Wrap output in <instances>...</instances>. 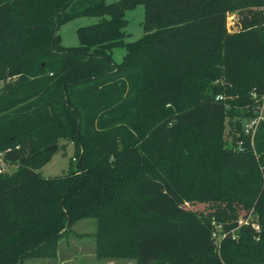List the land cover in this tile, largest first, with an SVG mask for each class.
<instances>
[{
    "label": "trees",
    "instance_id": "16d2710c",
    "mask_svg": "<svg viewBox=\"0 0 264 264\" xmlns=\"http://www.w3.org/2000/svg\"><path fill=\"white\" fill-rule=\"evenodd\" d=\"M137 2L143 34L125 41V10ZM80 14L98 19L78 27L79 45L63 46L60 25ZM8 76L0 139L19 148L6 154L17 168L0 172V264L54 253L89 216L97 256L264 263V120L253 136L237 121L238 147L223 146L226 98L264 96V0H0ZM28 76L33 87L17 92ZM35 138L72 140L75 170L43 175L55 150L20 149ZM196 202L212 206H187ZM251 208L259 230L238 224ZM213 216L223 221L218 246Z\"/></svg>",
    "mask_w": 264,
    "mask_h": 264
},
{
    "label": "rangeland",
    "instance_id": "374dc122",
    "mask_svg": "<svg viewBox=\"0 0 264 264\" xmlns=\"http://www.w3.org/2000/svg\"><path fill=\"white\" fill-rule=\"evenodd\" d=\"M229 13L231 15L234 14L235 16H229L227 18V24L231 26L233 19L238 18V10L230 9ZM97 19L98 17L95 15L80 14L66 20L59 28L60 43L67 47L79 45L80 42L77 34L78 27L95 22ZM143 19L144 6L142 2H137L134 7L125 10V20L127 21L123 28V39L125 41L134 40L143 34ZM124 52V47H113V60L115 62H120ZM31 78V76H28L26 83L22 86H18L17 92L30 90L33 87L31 86ZM13 80L14 76H8L1 79L0 91H8L10 85L14 87ZM219 81V79H216V82ZM251 96L250 100L245 102L237 99L236 95H230L226 98L228 114L226 116L223 134V146L225 148H237L241 139L239 137L240 131L245 135L251 134V136H253L255 128L259 122L264 120V96L262 98L254 97V94ZM237 121L241 124L240 131H238L239 123ZM26 140L24 143H21L20 149L24 147L28 148L29 143H31L36 149L52 143L57 145V149L53 152L51 158L40 168V172L43 175H65L70 174V171L72 172V170H75L77 161L73 159V157H77V154L74 151L75 144L69 138H59L54 140L35 138ZM1 143L2 141L0 139V151L2 152L6 147L2 148L3 145H1ZM6 154L3 155L2 160H0V168H2L1 172L10 174L17 168V163L13 158L8 157ZM187 206L194 210L206 211L212 205L206 202H196ZM250 211V221L256 223L258 221V216L253 208H251ZM222 225L223 221L213 216V229L220 232L223 228ZM96 229V218L90 216L82 217L76 220L58 240L54 253L46 256L27 257L24 258L20 264H136L135 259L133 258H127L130 260L132 259V261L122 263L121 258L126 259L125 257L97 256L94 251Z\"/></svg>",
    "mask_w": 264,
    "mask_h": 264
},
{
    "label": "built area",
    "instance_id": "2783aa9c",
    "mask_svg": "<svg viewBox=\"0 0 264 264\" xmlns=\"http://www.w3.org/2000/svg\"><path fill=\"white\" fill-rule=\"evenodd\" d=\"M231 17V16H233V17H235L234 16V14H230L229 12L227 13V17H226V24H227V18L228 17ZM235 19V18H234ZM233 19V22L231 23L232 25L230 26L229 24H227V28L229 29V30H231V29H233L234 27H235V22H236V20L237 19H235L234 20ZM217 97H221V95H219V96H217ZM19 147V144H16L15 146H7L2 152L0 151V160H2V156L3 155H5L7 152H10L12 149H14V148H18ZM73 159H75V157H73ZM2 171V168H0V172ZM250 212L251 211H249L248 212V214L246 215V216H244V217H242V218H239L238 219V224H250L251 225V227L253 228V229H255V230H259V223H258V221L256 222V223H252L251 221H250V218H249V215H250ZM222 235V232L220 231V232H217L216 230H214L213 229V231H212V238H213V240H214V244H215V246H218L219 245V239H220V236Z\"/></svg>",
    "mask_w": 264,
    "mask_h": 264
},
{
    "label": "water",
    "instance_id": "95a60500",
    "mask_svg": "<svg viewBox=\"0 0 264 264\" xmlns=\"http://www.w3.org/2000/svg\"><path fill=\"white\" fill-rule=\"evenodd\" d=\"M127 22V21H126ZM125 22V23H126ZM48 148L52 149V150H56L57 149V145L55 143H52L48 146Z\"/></svg>",
    "mask_w": 264,
    "mask_h": 264
},
{
    "label": "crops",
    "instance_id": "0c3cea01",
    "mask_svg": "<svg viewBox=\"0 0 264 264\" xmlns=\"http://www.w3.org/2000/svg\"><path fill=\"white\" fill-rule=\"evenodd\" d=\"M95 251V250H94ZM94 256H95V252H94ZM96 258V257H95ZM121 260H122V263H126V262H128V261H132V259L130 260V259H123V258H121Z\"/></svg>",
    "mask_w": 264,
    "mask_h": 264
}]
</instances>
